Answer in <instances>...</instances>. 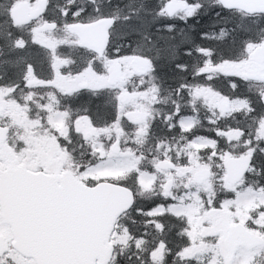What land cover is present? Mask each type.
<instances>
[{"label":"snow or ice","instance_id":"obj_1","mask_svg":"<svg viewBox=\"0 0 264 264\" xmlns=\"http://www.w3.org/2000/svg\"><path fill=\"white\" fill-rule=\"evenodd\" d=\"M0 264H264V0H0Z\"/></svg>","mask_w":264,"mask_h":264},{"label":"water","instance_id":"obj_2","mask_svg":"<svg viewBox=\"0 0 264 264\" xmlns=\"http://www.w3.org/2000/svg\"><path fill=\"white\" fill-rule=\"evenodd\" d=\"M30 14H33L32 12H21V13H18L19 16L21 17H26L27 15H30Z\"/></svg>","mask_w":264,"mask_h":264}]
</instances>
